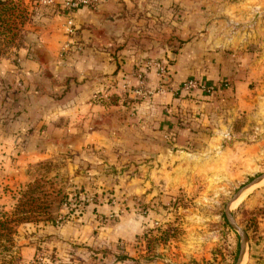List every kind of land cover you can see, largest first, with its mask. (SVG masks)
<instances>
[{"label": "rangeland", "instance_id": "1", "mask_svg": "<svg viewBox=\"0 0 264 264\" xmlns=\"http://www.w3.org/2000/svg\"><path fill=\"white\" fill-rule=\"evenodd\" d=\"M12 1L19 5L16 37L0 40V59L32 45L50 18L44 0ZM241 1L233 36L245 45L233 52L244 81L238 88L226 80L213 85L224 91L217 98L225 106L215 107L205 125L189 120L197 135H183V146L160 138L128 145L129 159L108 172V184H78L65 162H39L18 177L2 166L0 221L17 218L30 198L54 219L28 213L31 220L12 223L11 233L1 230L0 256L16 257V264H128L120 255L139 264H264V181L252 183L264 175V0ZM165 65L164 77L158 71L163 85ZM139 72L146 78L139 68L133 76ZM130 116L137 119L135 109Z\"/></svg>", "mask_w": 264, "mask_h": 264}, {"label": "crops", "instance_id": "2", "mask_svg": "<svg viewBox=\"0 0 264 264\" xmlns=\"http://www.w3.org/2000/svg\"><path fill=\"white\" fill-rule=\"evenodd\" d=\"M44 1L47 27L32 45L0 59V168L12 176L39 162H65L78 184H108V172L129 159L128 145L160 138L183 146V135H197L189 120L205 125L225 106L217 98L223 90L188 96L179 88L184 81L226 80L236 88L244 81L235 52L245 44L235 41L232 24L241 0H100L97 10H75L72 33L65 0ZM150 61L168 65L166 85ZM135 68L147 72L145 91L138 92ZM131 96L140 99L125 102Z\"/></svg>", "mask_w": 264, "mask_h": 264}, {"label": "trees", "instance_id": "3", "mask_svg": "<svg viewBox=\"0 0 264 264\" xmlns=\"http://www.w3.org/2000/svg\"><path fill=\"white\" fill-rule=\"evenodd\" d=\"M19 5L16 2H13L12 0H0V40H8L12 41L16 37L14 33H11L15 27V22L16 19L19 17V15H15L17 10H19ZM16 18V19H15ZM2 55V52L0 53ZM188 96L192 95V92H186ZM173 139L171 140L172 142H175L177 139L175 136L172 137ZM34 191V190H33ZM32 191V192H33ZM31 192V193H32ZM37 199L35 198H30L29 201H25L24 205L25 207L21 210L20 214L18 215L17 218H12V219H6L4 221H0V231L1 230H6L7 232L11 233L12 232V223L16 224L19 221L23 220H31V216L27 214H32V213H44L45 217L43 220H53L54 217L50 215V212L48 211V208H44L39 206L36 203ZM29 206V207H28ZM22 218H20V216ZM1 237L3 234L0 235ZM119 260L128 264H139V260L130 257L128 255H123L119 256ZM0 264H16V257L13 256H0Z\"/></svg>", "mask_w": 264, "mask_h": 264}, {"label": "built area", "instance_id": "4", "mask_svg": "<svg viewBox=\"0 0 264 264\" xmlns=\"http://www.w3.org/2000/svg\"><path fill=\"white\" fill-rule=\"evenodd\" d=\"M86 5L89 8L93 9V10H97L99 8V6L101 5V1L100 0H65L63 3V7L66 10V12L68 13V17H67V31L69 33H72L74 31L75 28V23H74V19H73V13L75 12V10L81 5ZM147 67H151L154 66L158 69L159 74L161 77H164L167 71L166 65L164 63H162L161 61H155V62H148ZM137 78L139 80V83L141 85V89H139L138 92H141L143 87L146 84V78H145V74L142 72H139L137 74ZM226 86H228V84H225ZM204 89L207 93H214L216 92L215 87L214 86H206L205 83L202 81L201 78L198 77H194V78H190L186 81H184L182 83V85L180 86V90H183L185 92H192L196 89Z\"/></svg>", "mask_w": 264, "mask_h": 264}, {"label": "water", "instance_id": "5", "mask_svg": "<svg viewBox=\"0 0 264 264\" xmlns=\"http://www.w3.org/2000/svg\"><path fill=\"white\" fill-rule=\"evenodd\" d=\"M262 179H264V175L261 176L260 178L255 179L254 182H252V183H253V184L258 183V182L261 181ZM240 193H242V192H240ZM238 195H240V194H238ZM237 197H238V196H237ZM226 214H227V218H228V220L230 221V223L233 224V225H235L234 222H233V220H232V218L230 217L228 211L226 212ZM239 231L241 232V236H242V243H241L242 249H241V255L243 254V256H244L245 253L243 252V250H244L245 236H244V233H243L242 230H239ZM241 255H240V256H241ZM240 258H241V257H239V260H240Z\"/></svg>", "mask_w": 264, "mask_h": 264}, {"label": "bare ground", "instance_id": "6", "mask_svg": "<svg viewBox=\"0 0 264 264\" xmlns=\"http://www.w3.org/2000/svg\"><path fill=\"white\" fill-rule=\"evenodd\" d=\"M262 180L264 181V179H262ZM262 180H261V181H262ZM261 181H259V182H261ZM253 185H254V184H253ZM243 193H244V192H242V194H240V195L242 196V195H243ZM241 196H239V197H241ZM237 199H238V198H237Z\"/></svg>", "mask_w": 264, "mask_h": 264}]
</instances>
